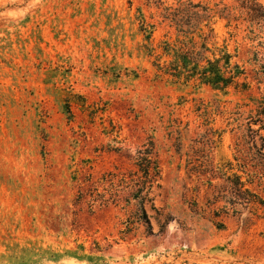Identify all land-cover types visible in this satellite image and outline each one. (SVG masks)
Segmentation results:
<instances>
[{"label":"rangeland","instance_id":"obj_1","mask_svg":"<svg viewBox=\"0 0 264 264\" xmlns=\"http://www.w3.org/2000/svg\"><path fill=\"white\" fill-rule=\"evenodd\" d=\"M161 1L0 0V264H264V206L225 190L236 174L264 201V129L242 138L264 103V25L238 0H189L208 11L179 32ZM192 49L225 50L249 90L159 75ZM149 144L147 227L125 200Z\"/></svg>","mask_w":264,"mask_h":264},{"label":"trees","instance_id":"obj_2","mask_svg":"<svg viewBox=\"0 0 264 264\" xmlns=\"http://www.w3.org/2000/svg\"><path fill=\"white\" fill-rule=\"evenodd\" d=\"M182 0H177L179 7L172 8L171 6L164 7L165 15L163 16L164 20H168L171 25H174L179 29V32L183 31L184 26L191 24L193 18H199L200 13L205 14L208 11L207 7L202 6L200 3H193L189 0L186 1L184 7L181 4ZM239 7L238 10L241 14H244L243 20L249 22L250 25L253 24H263L264 25V7L260 5L257 0H238ZM148 4L152 3L156 8H159L164 4V1L161 0H147ZM228 23L230 18L226 17ZM234 20H237L234 18ZM142 31L146 29L142 28ZM252 33V32H251ZM152 32L146 36L149 40ZM204 48V46H203ZM232 56L229 55L225 50H221L218 57L213 56L209 59L205 56H200V51L192 50H179L173 54V60L166 65L158 67V73L162 77H166L171 80L173 83H183V85L188 84L189 82H197L199 85L209 86L213 91H217L226 95L230 89L235 91L244 92L249 90V83L245 76V70L240 68L237 64L231 63ZM254 117L257 120H250L247 125V136L243 135L242 138L250 139V133H252L251 125L256 123L261 124V129H264V103L259 102L256 109ZM152 145L149 144L148 147L143 150H139L136 153V160L134 165L137 167V170L134 172L136 179L131 180L130 188L132 191L129 194V198L125 200L127 204L131 200L136 201L139 208L135 213L136 220L138 222H143L144 225L149 227L148 221L146 219V214L143 209V202L147 199L149 190L151 188L152 181L158 177L159 169L156 161L152 160ZM141 174L140 176H138ZM227 184L225 190L232 198H235V201L239 199L244 203L260 204L264 206V201L256 199L248 189H244L245 184L241 181L240 177L236 174H232L226 178ZM121 183H124V180H120ZM112 183H110L111 185ZM93 185V183H92ZM91 185V186H92ZM91 196L89 206L100 200L104 202L103 196L97 194L96 197ZM117 197V191L111 194V198ZM83 196L81 193H78L77 200L81 199ZM113 198V201L116 199ZM234 200H231V203L234 204ZM132 219L127 220V229L132 226Z\"/></svg>","mask_w":264,"mask_h":264}]
</instances>
